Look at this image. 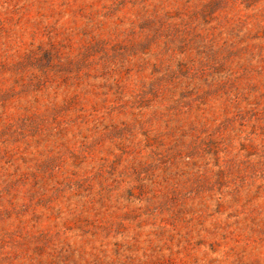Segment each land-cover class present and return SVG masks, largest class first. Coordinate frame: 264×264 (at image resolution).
Listing matches in <instances>:
<instances>
[{"label": "rangeland", "instance_id": "374dc122", "mask_svg": "<svg viewBox=\"0 0 264 264\" xmlns=\"http://www.w3.org/2000/svg\"><path fill=\"white\" fill-rule=\"evenodd\" d=\"M0 264H264V0H0Z\"/></svg>", "mask_w": 264, "mask_h": 264}]
</instances>
